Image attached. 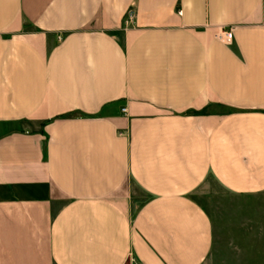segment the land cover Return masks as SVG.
I'll return each mask as SVG.
<instances>
[{
  "label": "crops",
  "instance_id": "1",
  "mask_svg": "<svg viewBox=\"0 0 264 264\" xmlns=\"http://www.w3.org/2000/svg\"><path fill=\"white\" fill-rule=\"evenodd\" d=\"M0 264H264V0H0Z\"/></svg>",
  "mask_w": 264,
  "mask_h": 264
},
{
  "label": "built area",
  "instance_id": "2",
  "mask_svg": "<svg viewBox=\"0 0 264 264\" xmlns=\"http://www.w3.org/2000/svg\"><path fill=\"white\" fill-rule=\"evenodd\" d=\"M132 18V13L129 14V18L128 20H130ZM220 38L223 40V41H226V42H231L232 39H233V32H232V28H226L224 27L220 33ZM123 111L125 112L126 111V108H123Z\"/></svg>",
  "mask_w": 264,
  "mask_h": 264
},
{
  "label": "rangeland",
  "instance_id": "3",
  "mask_svg": "<svg viewBox=\"0 0 264 264\" xmlns=\"http://www.w3.org/2000/svg\"><path fill=\"white\" fill-rule=\"evenodd\" d=\"M216 188H218L217 185H215V186L214 185H209V187L205 189L206 190L205 193L210 194L211 192L209 193V191L210 190H215ZM212 194H214V193H212Z\"/></svg>",
  "mask_w": 264,
  "mask_h": 264
},
{
  "label": "trees",
  "instance_id": "4",
  "mask_svg": "<svg viewBox=\"0 0 264 264\" xmlns=\"http://www.w3.org/2000/svg\"><path fill=\"white\" fill-rule=\"evenodd\" d=\"M206 113L205 110H202V111H198V112H193L194 115H198V114H204Z\"/></svg>",
  "mask_w": 264,
  "mask_h": 264
}]
</instances>
